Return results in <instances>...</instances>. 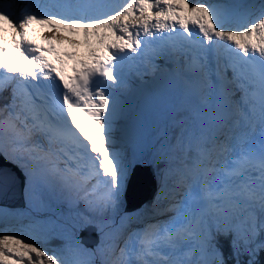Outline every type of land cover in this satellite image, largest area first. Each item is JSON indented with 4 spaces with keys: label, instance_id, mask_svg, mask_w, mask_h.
Masks as SVG:
<instances>
[{
    "label": "snow or ice",
    "instance_id": "1",
    "mask_svg": "<svg viewBox=\"0 0 264 264\" xmlns=\"http://www.w3.org/2000/svg\"><path fill=\"white\" fill-rule=\"evenodd\" d=\"M106 7L102 0L0 4V152L10 143L29 162L39 198L74 196L97 215L114 214L133 162L114 150L112 139L125 63L144 57V49L175 55L183 58L193 106L159 149L168 166L157 201L167 203L157 215H171L126 238L119 228L109 237L101 222L94 249L55 220L34 223L28 235L0 232V264H97L96 257L99 264H227L221 237L229 239L235 264H258L264 252V0L258 7L221 0H126L116 11ZM38 31L52 38L40 42ZM65 43L83 52L59 47ZM45 227H63L68 243L56 251L39 245L34 233L44 238Z\"/></svg>",
    "mask_w": 264,
    "mask_h": 264
},
{
    "label": "rangeland",
    "instance_id": "2",
    "mask_svg": "<svg viewBox=\"0 0 264 264\" xmlns=\"http://www.w3.org/2000/svg\"><path fill=\"white\" fill-rule=\"evenodd\" d=\"M259 1L260 0H245L242 3L255 5L258 7V4H256V2L258 3ZM8 2L9 0H0V4H7ZM24 2L25 0H17V3L20 4H23ZM35 2L42 3L44 2V0H35ZM108 2H110L111 4H108ZM125 2L126 0H102V3L107 6L105 10L110 12L112 11L113 8L114 11L118 10L121 6L124 5ZM190 2L196 3L197 0H190ZM200 2L208 3V2H212V0H200ZM221 2L230 3L227 0H221ZM78 50L80 51L83 49L80 48ZM191 100L192 101L187 105L186 104L183 105L191 109V107L193 106V99ZM185 101L186 100L175 101L173 103L174 105H172L173 107L172 106L170 107L169 105L168 106L169 109L167 108L169 111L166 109L167 110L166 112L160 109L159 111L160 123L157 126V128H155V133L149 136L150 138L148 137L149 139H147L146 142L147 146L145 149H142V145L140 143L135 142L136 138H134V136H131L130 131L123 129V133L121 135H119V133H116L117 130L115 131V133H113V135L117 134L121 136L119 137L116 144H114V150L119 152L126 160L133 161L128 171V176L125 182V187L123 190L120 207L118 211L115 212L114 214L105 213L103 216L97 215V213H95L88 206V204H78V203L75 204L74 201L72 200V197H64L59 199L39 198L35 194L34 186L30 184L28 175H26L27 169L24 168V165L19 163V160L15 156L11 157L10 155H7L5 152H0V160L3 163L0 166L2 169H5L6 167L10 169V170H6L10 182L12 183V178L15 179L18 174L17 178H19L21 182L24 183L23 184L24 187H22L21 189L24 193V200H25L24 207H15L19 204L18 198L21 189L18 188L17 184H15V186L11 184L12 187L14 186L13 188H10V183H5L1 185L0 213H6V214H2L6 218L4 220L5 225L1 226L0 224V228H2V230L0 231L8 232V233L21 232L24 235H28L26 230L34 223L42 226H48L51 221L55 220L59 225L68 226L71 229V235H73L81 244L83 238L81 239L80 235L82 234V232H84V230H87L88 227H95L97 229L96 234L99 238V244H100L101 231L98 225L101 222H104L106 224L104 228V232L107 233L109 237L111 236L112 231L116 228H119L121 230L124 238H126L129 232L133 230L142 229L146 225V221L150 218H154L153 214L154 215L157 214L158 211L167 203V201L164 200L163 198L161 199V201H157V196L159 193L162 192V187L164 185L163 172L164 169L167 167V166H163L162 169H159V164L162 162L168 163L165 155L159 151L160 146L163 143V141L160 142V140L162 139V136L164 135L165 131H167V128H169V126L174 127L175 123L173 117L174 115H176V112L179 109V104L181 102L185 103ZM151 105L152 108L156 110V108H154V106L156 105L152 103ZM123 115H124V119L126 118L129 121L133 120V118H131L128 114L124 113ZM166 118H167V123L164 124ZM117 127L118 129H120L121 125L119 123L116 125V127L113 125V130L116 129ZM167 136L170 139L172 137V134H167ZM129 137L132 138L131 141L128 140ZM136 164H138L137 169L143 171V173L141 174V183L150 182V184L153 185L156 184V188H158V190L153 194L152 200L150 201L148 200V202H146L140 209L127 213L126 196L129 191L130 182L134 175L133 170ZM23 169H25V171ZM20 172H26V173H24V175H21ZM158 175L161 176V179H159V183H157ZM19 176L23 177V179H21ZM174 181H175V177L169 178L167 181L168 186L171 187L174 184ZM154 189H155V185H154ZM142 192L144 193V191ZM2 202L11 203V205L7 207ZM142 202H139L138 204L135 203L136 205L134 206H138ZM158 205L160 207H157ZM147 208L149 209L147 216L145 218H139V216L142 213H144ZM90 220L92 221L91 223H89ZM45 232L47 233V235L44 236V238H41L42 234L39 232L34 233V235H36L37 237L38 244L49 249L50 251H56L57 249H54L48 245L47 242L48 237H55L56 239L59 238L58 240H61L64 243V245L68 243L69 233L66 232L63 227H58V228L45 227ZM222 239L225 242L220 241V246H221V251L224 253L225 247L230 246V241L221 237L220 240ZM110 243H111L110 238H106L104 241L105 246L107 247V245H109ZM82 246L86 249L96 248V246L93 248H88L83 244ZM108 251H110V249ZM224 258L227 264H230L228 262L229 259L226 257L225 253H224ZM94 259L97 261V264H99L100 258L96 257ZM256 260H258L257 256H256Z\"/></svg>",
    "mask_w": 264,
    "mask_h": 264
},
{
    "label": "bare ground",
    "instance_id": "3",
    "mask_svg": "<svg viewBox=\"0 0 264 264\" xmlns=\"http://www.w3.org/2000/svg\"><path fill=\"white\" fill-rule=\"evenodd\" d=\"M227 1H229L230 3L243 4L242 2L245 0H227ZM108 4H111V3L108 2ZM259 5H260V3L258 4V6ZM112 11H114V8L112 9ZM180 73H181V68L175 67L172 71L168 72L167 74H166V70H165L163 73L164 77L159 79V81H161V80L167 81L166 86L169 90L172 91V92H170L168 98H160V96L164 93L157 94L155 96L153 91L150 88H147L148 87L147 82H145L144 85H141V86H139L133 90H129L126 88L124 90V92H122V93L119 92V93H121V97L124 98L122 100V101H124V103L126 102V100H130V99H135L136 101L143 100L144 103L138 102L136 104V106H135V103L132 104L133 106H131V107L132 108L134 107L137 110V114L132 113L131 107H128L129 103L127 106L122 108V111L120 113H128V115L131 118H133V120L129 121L126 118L124 119V117L123 118L119 117V124L121 125V127H120L121 130L118 129V127H117L116 129H114L112 131V138L114 137L113 138L114 144H116L119 137H121L119 135H121L123 133V129H126V130L131 132L132 130L135 129V127L138 126V129H136V132L140 131V134L138 137L136 135L135 142L137 140V143H140L142 145V149H145L147 146L146 145L147 139L150 138L149 136L152 135V133L155 131V128H157V126L160 123V121H159L160 120V115H159L160 109L164 110L166 112L169 109L168 106L170 105V107H171L172 105H174L173 103L175 101L186 100L184 103L186 105L192 101L191 99H193V97L190 95V93L188 91V86H186V84L188 85V81H184L181 78ZM228 75H229V78H231V75L230 74H228ZM150 79H153V77H151ZM167 88H166V90H167ZM237 97H238V95H237ZM155 98H157L158 100H157V102L152 103V104L156 105V106H154V108H156V110H154L152 108V105H151V102H153V100H155ZM182 108L183 107H180L176 113H178ZM116 120H117V118L115 119L114 123L116 122ZM166 123H167V118L164 121V124H166ZM170 127L171 126H169V128H167V130L170 129ZM115 131H116V133H119V135H117V134L113 135V133H115ZM131 139L132 138H130V137L128 138V140H130V141H131ZM5 147H6V154L10 155L11 157L15 156L19 160V163L24 165V168H26L27 172H28L30 170L29 162L26 159L22 158L19 153H16L15 151H13V146L10 143H6ZM2 164L3 163L0 160V165H2ZM6 170H10V169L8 167H6L5 169H2L0 166V178H1L0 188H1V185L5 184V183H10V188H13L15 186V184H17L18 188L21 189L22 188V182L19 178H17L18 174H17L15 179L12 178V183H11ZM142 173H143V171L140 169H137V171L134 173V175L131 179L129 191L127 194L128 197H130L129 199L134 200V202L136 204H138L139 202H142L143 199L145 198L146 194L151 195L152 193H154V185L153 184H150V182L141 183V174ZM26 175H27V173H26ZM19 177L21 179H23V177H21V176H19ZM11 184L14 186L12 187ZM142 191H144V193ZM10 193H11V191H10ZM72 200L74 201L75 204L76 203L87 204L83 199H79V198H76L74 196H72ZM5 206H7V205H5ZM7 207H9V206H7ZM157 207H160V206L158 205ZM156 215L157 214H155L153 217L160 218L159 215L158 216H156ZM170 215H171L170 213L162 215V218L167 220L168 216H170ZM0 217L2 219V220H0V224H1V226H4L5 225L4 220L6 217H4L3 215H0ZM0 230H2V228H0ZM0 232H2V231H0Z\"/></svg>",
    "mask_w": 264,
    "mask_h": 264
},
{
    "label": "trees",
    "instance_id": "4",
    "mask_svg": "<svg viewBox=\"0 0 264 264\" xmlns=\"http://www.w3.org/2000/svg\"><path fill=\"white\" fill-rule=\"evenodd\" d=\"M190 110H191V109H186L185 107H183V108L177 113V115H176V117H175V122L178 121V120L184 119L186 116H188ZM175 131H176L175 128H174V129H170V133H171L172 135H173V133H174ZM162 141H163V138L160 140V142H162ZM163 166H168V163H167V162H162V163H160V164H159V169H162ZM159 179H161V176L158 175V177H157V183H159ZM149 206H150V205H149ZM148 210H149V209L147 208V209L145 210V212L142 213V214L139 216V218H145V217L147 216L148 212H149ZM58 239H59V238H58ZM58 239H56L55 237H48V240H47L48 245H49L50 247L54 248V249H58V248L64 246V243H63L61 240H58ZM226 240L229 241V239H226ZM220 241L225 242V241H223V239L220 240ZM224 253H225L226 257L229 259L228 262H229L230 264H235V258H234L233 255H232L231 245H230L229 247H227V246L225 247V249H224ZM257 258H258V260H257L258 264H264V252L258 253V254H257ZM240 259H241L242 261H246V260L248 259V257H247V256H241Z\"/></svg>",
    "mask_w": 264,
    "mask_h": 264
},
{
    "label": "water",
    "instance_id": "5",
    "mask_svg": "<svg viewBox=\"0 0 264 264\" xmlns=\"http://www.w3.org/2000/svg\"><path fill=\"white\" fill-rule=\"evenodd\" d=\"M22 183V187H23ZM155 185V189H154V193L158 190V188H156V184ZM148 195V194H144L145 198L144 201L138 205V206H134L136 205L134 200L129 199L130 197H128V195L126 196V201H127V207H126V212H133L136 211L138 209H140L146 202H148V200H152L153 194ZM19 204L15 207H24L25 206V200H24V193L22 191V189L19 192ZM3 203V202H2ZM1 203V204H2ZM4 205L10 206L11 203H4ZM134 206V207H133ZM97 229L95 227H88L87 230H84V232H82V234L80 235V238L82 239V244L85 245L88 248H93L95 246H97L99 244V238L96 234Z\"/></svg>",
    "mask_w": 264,
    "mask_h": 264
}]
</instances>
